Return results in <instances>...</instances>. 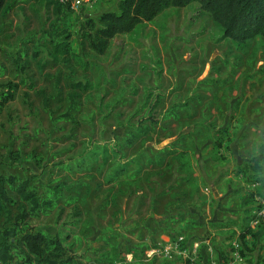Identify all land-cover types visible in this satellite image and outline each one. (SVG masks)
Masks as SVG:
<instances>
[{
    "label": "rangeland",
    "instance_id": "374dc122",
    "mask_svg": "<svg viewBox=\"0 0 264 264\" xmlns=\"http://www.w3.org/2000/svg\"><path fill=\"white\" fill-rule=\"evenodd\" d=\"M8 2L0 90L19 88L0 114V173L40 193L71 184L31 224L69 235L77 264H264V160L251 166L264 153V37L234 41L194 2L117 34L98 54L82 47L80 28L120 0H72L58 18L38 0ZM67 33L72 54L54 60L49 50ZM72 77L93 88L76 121L55 120ZM154 113L159 123L125 150L129 171L116 182H105L101 156L77 166ZM175 140L159 165L158 149ZM7 209L0 204V225Z\"/></svg>",
    "mask_w": 264,
    "mask_h": 264
},
{
    "label": "trees",
    "instance_id": "16d2710c",
    "mask_svg": "<svg viewBox=\"0 0 264 264\" xmlns=\"http://www.w3.org/2000/svg\"><path fill=\"white\" fill-rule=\"evenodd\" d=\"M38 1L51 7L56 18L62 15L65 7H69L72 2V0ZM194 2L212 15L223 28L225 36L236 42L244 43L257 35L264 37V0H120L118 10L105 11L97 18L87 17L84 20L80 28L81 45L83 48L89 47L96 53L103 54L108 49L111 39L117 34L133 31L140 23L154 19L169 7H185ZM9 8L8 0H0V16L7 13ZM70 38L71 35L67 33L63 40L52 45L49 54L54 60L67 59L71 56ZM70 81L68 108L62 115L55 117V120L64 117L76 121L75 112L81 108L80 102L84 94L93 88V83L89 79L72 77ZM23 82L25 83L26 79ZM5 87L0 90V114L15 98L19 84L9 81ZM30 87L33 88L34 83ZM44 103L49 109L48 97H45ZM49 110L51 115L55 114L53 110ZM159 120L155 113L140 118L138 124L126 131L112 146L98 143L95 150L83 152L77 166L86 168L84 164L87 158L91 159L93 155L101 156V163L107 165L109 169L105 182L109 184L116 182L129 171L126 161H122L126 158L125 150L132 148L148 135L152 126L158 124ZM147 121L150 123L147 124ZM176 143L177 140L158 149V156L160 153L167 154L169 148L171 151H168V154L174 153ZM158 158L157 163L162 165L165 156ZM253 160L254 164L251 166L259 167L264 160V153H260ZM68 167L70 168V165ZM70 188V183L60 181L49 184L46 190L40 193L31 185L29 179L20 180L15 174L0 173V204L8 208L6 222L0 225V264H77L70 245H67L69 235L53 234L38 229L30 222L33 217L57 209L63 192ZM12 207H17L18 211L13 213ZM248 231L250 232V229ZM241 235L244 240L246 232Z\"/></svg>",
    "mask_w": 264,
    "mask_h": 264
}]
</instances>
